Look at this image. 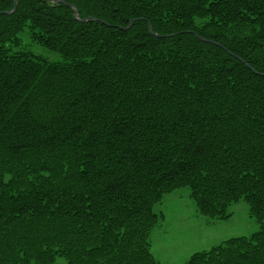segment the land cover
<instances>
[{"label":"trees","instance_id":"1","mask_svg":"<svg viewBox=\"0 0 264 264\" xmlns=\"http://www.w3.org/2000/svg\"><path fill=\"white\" fill-rule=\"evenodd\" d=\"M63 1L0 14V264H158L154 206L184 187L259 230L183 264H264V0Z\"/></svg>","mask_w":264,"mask_h":264},{"label":"rangeland","instance_id":"2","mask_svg":"<svg viewBox=\"0 0 264 264\" xmlns=\"http://www.w3.org/2000/svg\"><path fill=\"white\" fill-rule=\"evenodd\" d=\"M19 36L21 44L14 50L31 51L51 62L61 61L57 52L31 42L28 32ZM189 194L187 187L180 188L163 196L154 206V213L161 218L150 234V251L158 264H183L194 252L208 250L226 239L249 236L259 230V224L250 215L245 201L231 204L228 219H210L199 214ZM56 264H65V261L58 258Z\"/></svg>","mask_w":264,"mask_h":264},{"label":"water","instance_id":"3","mask_svg":"<svg viewBox=\"0 0 264 264\" xmlns=\"http://www.w3.org/2000/svg\"><path fill=\"white\" fill-rule=\"evenodd\" d=\"M50 1H52V2H64L63 0H50ZM72 9H73V11H74V17L77 19V20H79V18L77 17V15H78V11H77V8L75 7V6H73V5H69ZM16 8H17V0H13V8L10 10V11H2V12H0V14H3V13H12V12H14L15 10H16ZM90 19H92V17H88V18H85V19H82L81 21H87V20H90ZM132 24V21L129 23V26ZM148 29H149V31L151 32V30H150V25L148 24ZM202 40H204V41H206V42H208V43H212V44H215V45H218V46H221L219 43H217V42H215V41H212V40H209V39H203V38H201Z\"/></svg>","mask_w":264,"mask_h":264},{"label":"bare ground","instance_id":"4","mask_svg":"<svg viewBox=\"0 0 264 264\" xmlns=\"http://www.w3.org/2000/svg\"><path fill=\"white\" fill-rule=\"evenodd\" d=\"M132 21V23L135 21L134 19H131L130 21H129V23ZM156 36H158V35H156ZM256 73H258V74H260V75H263V73H259V72H256Z\"/></svg>","mask_w":264,"mask_h":264}]
</instances>
